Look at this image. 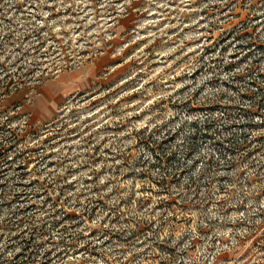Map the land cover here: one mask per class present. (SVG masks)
<instances>
[{
  "label": "rangeland",
  "instance_id": "obj_1",
  "mask_svg": "<svg viewBox=\"0 0 264 264\" xmlns=\"http://www.w3.org/2000/svg\"><path fill=\"white\" fill-rule=\"evenodd\" d=\"M0 264H264V0H0Z\"/></svg>",
  "mask_w": 264,
  "mask_h": 264
},
{
  "label": "trees",
  "instance_id": "obj_2",
  "mask_svg": "<svg viewBox=\"0 0 264 264\" xmlns=\"http://www.w3.org/2000/svg\"><path fill=\"white\" fill-rule=\"evenodd\" d=\"M245 138V137H244ZM242 142H241V145H245V143L247 142V140L246 139H244V140H241Z\"/></svg>",
  "mask_w": 264,
  "mask_h": 264
}]
</instances>
